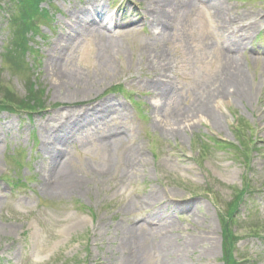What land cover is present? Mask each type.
I'll use <instances>...</instances> for the list:
<instances>
[{"label": "rangeland", "instance_id": "obj_1", "mask_svg": "<svg viewBox=\"0 0 264 264\" xmlns=\"http://www.w3.org/2000/svg\"><path fill=\"white\" fill-rule=\"evenodd\" d=\"M204 1L45 0L23 66L0 1V86L44 108L0 110V264H264V0Z\"/></svg>", "mask_w": 264, "mask_h": 264}, {"label": "trees", "instance_id": "obj_2", "mask_svg": "<svg viewBox=\"0 0 264 264\" xmlns=\"http://www.w3.org/2000/svg\"><path fill=\"white\" fill-rule=\"evenodd\" d=\"M2 3L3 1H9L11 4L14 6L15 13L18 15L12 19V23L14 25V31H13V45H14V52H10V50H7V52L3 53L1 56V59L3 57H12V59L15 61L17 60L16 63L19 65L23 66V63L21 61V54L29 52L27 46H28V39L27 36L31 33H37L38 29L36 26H34V22L36 20H41V19H46L47 16L44 15L43 11L40 8V5L45 2V0H0ZM0 2V3H1ZM14 2V3H13ZM16 32V33H15ZM32 35V34H31ZM31 50V49H30ZM18 55V57H17ZM32 92V90L30 89ZM0 95L7 99L8 103L10 105L4 104V106L0 107V110L2 111H7L10 113H14V109H23L26 112L33 113L35 112L34 110H40L42 109L41 105L39 104L38 100L40 98L39 93H34L33 96L27 95L24 100L18 99L17 101H13V93L9 91L6 86H0ZM33 104L32 106L29 104ZM37 103V104H36ZM35 104V105H34ZM27 107V109H25ZM33 107V110L30 108ZM242 138V137H241ZM240 141V139H239ZM240 144H244L243 142L240 141ZM232 217V214H228V218ZM223 239V238H222ZM224 243L223 246H225V256L223 255L224 262L226 264H230L233 259H232V253L231 250L228 248V245L230 243V238L226 239L224 237ZM228 242L226 243V241ZM228 249V250H227ZM234 262V261H233ZM232 264V263H231ZM235 264V263H234Z\"/></svg>", "mask_w": 264, "mask_h": 264}, {"label": "bare ground", "instance_id": "obj_3", "mask_svg": "<svg viewBox=\"0 0 264 264\" xmlns=\"http://www.w3.org/2000/svg\"><path fill=\"white\" fill-rule=\"evenodd\" d=\"M194 2H201V3H204L205 1L204 0H161V4L164 6V5H167V6H170V7H173L174 10H177L178 8H181V6L184 5L183 8H190ZM219 3V0H213L211 2H208L207 4L208 5H212V4H218ZM80 15H81V19L82 20H86V21H90V24L92 23L91 22V17H92V13H84V12H80ZM229 19V20H228ZM226 17V13L222 10V18L219 19V22H222V24H228L230 22V18ZM100 24H102V22H100ZM93 26V28H96L95 23H92L91 24ZM104 30L107 29V28H103ZM109 45H111L109 42H107ZM243 49V50H242ZM245 50V47L244 46H239V47H229L228 48V51L229 53L233 54L232 55V66L230 65L229 66V70L231 69L232 67V81L234 80L235 82L233 83V85H237V79L241 80V83H240V88H242L243 90L241 92H236L237 96H242L244 93L245 90V86H246V83H244V79L241 77L242 76V70L240 69V66L237 65L238 63V58L239 56L241 55V51H244ZM259 56H262L264 58V50L262 49L261 50V53L259 54ZM237 57V59L235 58ZM237 62V63H236ZM235 65V67L233 68V66ZM226 88L229 89L228 93L231 95V94H235V92H231V90L233 89V87L230 86V83H228V85L226 86ZM239 88V89H240ZM241 90V89H240ZM226 91H223V93H219L217 99H220V100H223V99H226L228 98L227 94H225ZM227 93V92H226ZM247 93V91L245 92ZM217 92L215 94V96H217ZM247 96V95H245ZM244 96V97H245ZM250 95H248L249 97ZM216 99V98H215ZM212 99L211 102H207L206 106H205V110L207 111V113H204L205 116L209 117L211 116V119H212V122H215L213 123L214 125L218 122L219 120V113L215 110V105L218 104L220 101H217ZM214 100V101H213ZM206 102V101H205ZM196 119L195 118H192V117H182L180 120L177 119L175 124L177 125V129H175V135L176 136L178 133H185L187 131V129H189L190 127H192V123L195 121ZM136 162L138 161H134L133 160V168L136 166ZM63 167V166H61ZM60 167V170H62V168Z\"/></svg>", "mask_w": 264, "mask_h": 264}]
</instances>
